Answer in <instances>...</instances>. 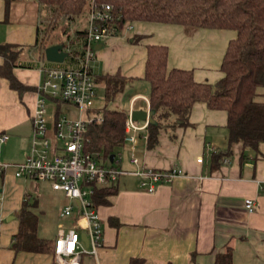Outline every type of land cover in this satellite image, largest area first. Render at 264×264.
Masks as SVG:
<instances>
[{
	"label": "crops",
	"instance_id": "0c3cea01",
	"mask_svg": "<svg viewBox=\"0 0 264 264\" xmlns=\"http://www.w3.org/2000/svg\"><path fill=\"white\" fill-rule=\"evenodd\" d=\"M42 5L36 0H10L5 9V1L0 0V43L16 45L11 71L27 86L18 92L0 74V134H6L0 141V163L21 161L33 144L31 118L40 96L43 68L53 66L45 62L40 48ZM47 11L51 14L50 8ZM233 35L232 29L187 32L173 23L128 22L95 50L90 61L95 85H104L101 75L105 73L130 77L113 107L126 113L136 108L149 110V84L142 77L147 44L166 45L168 67L191 69L195 80L213 83L221 76L219 64ZM74 54H80V49ZM77 55L72 56L74 60ZM46 103L52 105L46 108L48 134L57 115L78 114L73 104L60 98L46 96L45 107ZM100 109L93 101L92 111ZM187 119L184 125H172L171 118L164 122L152 147L139 132L133 144L137 165L129 160L131 143L123 141L115 149L114 153L122 154L123 168L177 166L184 174L157 185L152 192L140 187L138 176L119 175L110 202L96 205L103 228L97 257L85 255L81 264H215L216 255L227 250L231 264H264V142L256 149L234 142L215 164L213 154L227 148L226 112L196 101ZM223 157L228 161L223 162ZM13 172L12 164L0 171V264H55L52 252L10 247L18 228L16 213L28 197L38 217V236L53 240L62 222L59 211L69 199L45 180ZM246 197L255 199L252 211L244 207Z\"/></svg>",
	"mask_w": 264,
	"mask_h": 264
},
{
	"label": "trees",
	"instance_id": "16d2710c",
	"mask_svg": "<svg viewBox=\"0 0 264 264\" xmlns=\"http://www.w3.org/2000/svg\"><path fill=\"white\" fill-rule=\"evenodd\" d=\"M5 1V9L10 0ZM48 5L54 18L66 19L84 13L89 0H36ZM112 5L119 28L142 20L173 23L185 31L196 28L232 29L219 69L221 76L213 83L198 81L191 69L167 66L164 44L146 45L143 79L149 84V108L152 121L147 123L146 144L157 142L159 129L171 118L172 125L188 123L192 104L203 101L209 108L226 112L227 148L213 154L215 164L228 154L231 145L240 141L244 146L257 147L264 142V0H94ZM75 37L83 39L85 28L75 29ZM48 43L40 39V48ZM17 54L13 43H0V74L9 86L22 92L27 86L19 82L11 68ZM104 96L113 99L131 78L118 72L101 75ZM101 120L90 121L84 132L83 147L95 158L109 161V155L123 143L127 113L120 108L103 106ZM115 193V185L96 186L92 194L95 205L107 204ZM33 202L25 197L16 213L18 228L11 237L14 251L52 252L53 241L38 236L37 214ZM118 225L117 222H115ZM230 250L217 254L215 264H231Z\"/></svg>",
	"mask_w": 264,
	"mask_h": 264
},
{
	"label": "built area",
	"instance_id": "2783aa9c",
	"mask_svg": "<svg viewBox=\"0 0 264 264\" xmlns=\"http://www.w3.org/2000/svg\"><path fill=\"white\" fill-rule=\"evenodd\" d=\"M112 5L109 2L97 3L89 0L87 23L80 48V54L71 51L70 44L64 49L77 55V64L70 67L48 66L43 68V79L39 86L40 96L32 113L31 151L21 161L15 163L1 162L0 171L7 165L14 166L15 176H24L33 180H45L52 190L61 191L69 200L59 211L62 222L53 237L52 257L55 264H81L85 255L97 257L102 244L103 228L93 202L92 194L96 186L113 185L121 174L138 176L140 187L152 192L161 183H168L173 178L183 175L180 167L165 169L145 165L134 169L120 166L121 152H115L112 161L98 163L90 152L83 147L84 132L88 122L100 121L101 112L92 111L96 96L95 80L90 61L94 55V45L117 34V26ZM64 44V42H63ZM65 45V44H64ZM74 60V57H72ZM60 98L73 104L78 114L57 115L48 134L45 97ZM147 120H132L130 111L124 123L123 141L131 143L129 160L138 164L139 160L133 144L137 135L146 140ZM6 134H0V141ZM201 156L196 161H201ZM223 162L227 158L223 157ZM264 187V177L261 180ZM244 207L252 211L256 205L252 197L244 198ZM84 233L85 239L81 236Z\"/></svg>",
	"mask_w": 264,
	"mask_h": 264
},
{
	"label": "rangeland",
	"instance_id": "374dc122",
	"mask_svg": "<svg viewBox=\"0 0 264 264\" xmlns=\"http://www.w3.org/2000/svg\"><path fill=\"white\" fill-rule=\"evenodd\" d=\"M41 14L40 17L43 18L41 20V25L39 24L40 28V39L44 40L45 43H57V42H64V47L66 44H70L71 51H79L81 46V39L78 37H75L74 30L75 29H82L86 27L87 23V11L86 8L84 13L81 15H78L74 17L73 19H66L62 16H58L57 18H54L52 13L47 11L49 9L48 5H42L41 6ZM96 50V49H95ZM46 63L52 64L57 67H70L75 66L77 64L76 60H72L71 54H67L65 58L61 62H52L45 60ZM94 76V75H93ZM94 80L97 79L94 77ZM96 94L97 97L94 100V106L96 108H102L103 106H113L115 103V98L118 97V94L121 93L118 92L115 94L113 99H107L104 96V85L97 83L95 85ZM261 89H264L262 87ZM140 99L136 101V103H139ZM46 108L49 110L52 108V105L49 103H46ZM101 110V109H100ZM97 110V111H100ZM64 113V112H63ZM96 161L98 163H105L100 158H96ZM106 164V163H105Z\"/></svg>",
	"mask_w": 264,
	"mask_h": 264
},
{
	"label": "water",
	"instance_id": "95a60500",
	"mask_svg": "<svg viewBox=\"0 0 264 264\" xmlns=\"http://www.w3.org/2000/svg\"><path fill=\"white\" fill-rule=\"evenodd\" d=\"M101 42H97L94 45L95 49H98L101 46ZM43 54L46 60L52 62H61L68 52L64 49L63 42L52 43L44 47ZM130 116L132 120H147V122L152 121V110L144 109H132L130 111ZM114 153L109 155V161H112ZM81 236L85 239L84 233Z\"/></svg>",
	"mask_w": 264,
	"mask_h": 264
}]
</instances>
